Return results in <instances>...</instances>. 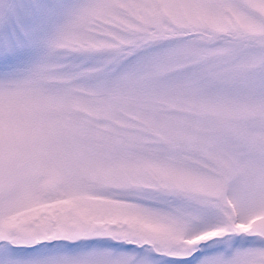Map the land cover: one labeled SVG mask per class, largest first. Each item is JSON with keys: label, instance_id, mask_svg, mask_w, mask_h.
<instances>
[{"label": "snow or ice", "instance_id": "6c2138e0", "mask_svg": "<svg viewBox=\"0 0 264 264\" xmlns=\"http://www.w3.org/2000/svg\"><path fill=\"white\" fill-rule=\"evenodd\" d=\"M0 264H264V0H0Z\"/></svg>", "mask_w": 264, "mask_h": 264}]
</instances>
